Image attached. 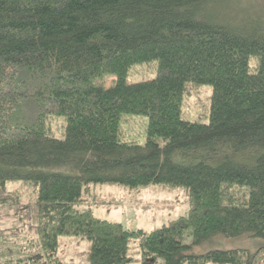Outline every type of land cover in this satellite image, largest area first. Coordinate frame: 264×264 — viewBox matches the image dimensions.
Instances as JSON below:
<instances>
[{
  "label": "trees",
  "instance_id": "trees-1",
  "mask_svg": "<svg viewBox=\"0 0 264 264\" xmlns=\"http://www.w3.org/2000/svg\"><path fill=\"white\" fill-rule=\"evenodd\" d=\"M223 1L0 0V211L36 235L17 248L0 235V264H61L62 236L89 242V264H264V248L185 253L264 240V0H231L237 14ZM150 63L153 80L127 82ZM189 85L211 87L207 124L181 119ZM123 115L147 118L143 145ZM97 185L184 188L187 216L125 229L78 210Z\"/></svg>",
  "mask_w": 264,
  "mask_h": 264
},
{
  "label": "rangeland",
  "instance_id": "rangeland-1",
  "mask_svg": "<svg viewBox=\"0 0 264 264\" xmlns=\"http://www.w3.org/2000/svg\"><path fill=\"white\" fill-rule=\"evenodd\" d=\"M222 3V2H221ZM222 12L242 13L243 6H235L231 0L222 3ZM234 11V12H232ZM156 74L154 63L136 65L127 75V82L135 84L153 80ZM114 78L105 77L101 81L105 87L113 83ZM188 95L185 96L181 106L180 116L185 121L209 122L211 87L202 85L188 86ZM63 118H53L50 127L54 135L63 139ZM122 133L127 142L143 145L146 141L147 118L144 116L123 115L121 121ZM162 146V142H160ZM13 189V187H11ZM18 189V185L14 186ZM23 202L30 198L31 188L23 186L19 189ZM92 197L87 196L86 203L78 207V210L91 208L95 217L110 222H118L128 230H141L148 234L154 229L168 224L172 220L187 216L188 203L184 188L167 189L164 187H149L129 190L118 185H97L93 188ZM32 222L18 220L11 217L9 208L0 211V235L6 247L17 248L26 239L36 238L33 234ZM184 245H190V239L184 240ZM139 241L131 243L130 252L135 258H139ZM264 248V240L240 236L225 238L215 236L199 246L189 247L185 253L193 256L204 255L210 251L244 250L254 253L257 249ZM89 242L86 239L76 237H59L57 257L61 264H89ZM134 262L132 264H137Z\"/></svg>",
  "mask_w": 264,
  "mask_h": 264
}]
</instances>
